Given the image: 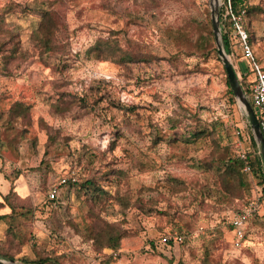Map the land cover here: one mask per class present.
I'll return each mask as SVG.
<instances>
[{
    "label": "rangeland",
    "instance_id": "rangeland-1",
    "mask_svg": "<svg viewBox=\"0 0 264 264\" xmlns=\"http://www.w3.org/2000/svg\"><path fill=\"white\" fill-rule=\"evenodd\" d=\"M222 2L0 0V203L16 192L13 217L0 219L1 259L264 264V225L234 250L227 220L262 187L248 174L231 197L219 181L221 163L242 147L257 169L249 119L211 33ZM251 4L264 67V0ZM51 10L58 30L45 52L36 37ZM100 41L112 46L106 58ZM229 57L254 79L246 59ZM11 212L0 205V215ZM109 228L122 236L118 250L107 248ZM165 234L185 241L165 246Z\"/></svg>",
    "mask_w": 264,
    "mask_h": 264
},
{
    "label": "trees",
    "instance_id": "trees-1",
    "mask_svg": "<svg viewBox=\"0 0 264 264\" xmlns=\"http://www.w3.org/2000/svg\"><path fill=\"white\" fill-rule=\"evenodd\" d=\"M240 1L239 0H233V5L235 10H239L240 9ZM253 4H251L249 6L248 9V14L244 20V24H245V28L247 29V31L250 34V38L251 33L249 30V26H248V18L250 16V14L253 12V10L255 8L252 7ZM58 15H57V11H48L46 12V14L43 17V21L41 22L40 28H39V36L36 37V43L38 45V47H40L43 51L45 52H49L52 51L54 49V39L56 36V32L58 30ZM219 21H220V28H221V32H222V38H223V45L225 47V50L227 52V54L229 56H233L234 58H236L237 60L240 59H244L241 49L238 45V43L235 41V39L232 36V33L230 31V24L228 23V20L225 18V9L224 7H220L219 9ZM211 33L212 36H214L213 34V26H211ZM252 42V40H251ZM98 43H104L105 49L107 48V50H104L103 47H101L99 45V55L100 56H104L106 58V53L109 52V50H111L112 46L110 44L109 41H100ZM253 45V44H252ZM109 49V50H108ZM216 52H218V50L216 49ZM220 60V58H219ZM258 60V59H257ZM249 65H250V70L251 73L254 76V72L252 70L251 64L248 60H246ZM259 62V60H258ZM260 63V62H259ZM225 68V66H224ZM235 68V67H234ZM226 71V69H225ZM236 71V69H235ZM240 83L243 87L244 93L246 95V97L248 98L249 102L251 103L252 107V100H251V95H252V86L254 83V79L248 80L247 79V74H241L238 73L236 71ZM227 74V72H226ZM227 83L230 89V93L232 95H235L233 92V89L230 85L228 76H227ZM254 108V107H253ZM22 108L19 109V112L22 113ZM250 123V121H249ZM251 125V124H250ZM249 125V131H250V135L251 137H249L251 139L252 142V147L254 148V154H255V158L257 161V169L255 171V168L252 164L253 167V172L251 173H247L244 171V168L247 164L246 161L242 160L240 155H238L237 158H231L228 159L224 162L221 163V168L219 170V181H220V186L221 189L229 196L231 197H237L238 194H240L241 192L245 191L247 184H248V174H253L254 178L256 180H258V186L262 187V193L264 194V162H263V158L262 155L260 153V148L257 144V141L254 138V135L252 133V128ZM199 133L201 134L202 132L199 131ZM192 137L194 139H198V135L195 132H191ZM255 172V173H254ZM87 184L93 188H96L97 185H95L92 181H87ZM100 191L103 192V190L100 188ZM15 194L16 192L14 191V188H12L11 192L8 195L3 196L4 197V201L0 203L1 206H7L11 209V214H4V215H0V219L1 220H5V219H11L14 215L15 212V207L14 206H10V204H7V202L9 201V196L11 194ZM262 194V198H264V195ZM53 201V200H52ZM10 203V201H9ZM242 208L236 210V211H240ZM228 217V215H227ZM264 219V215L261 213L259 216H257L252 223V226L250 227V229L253 228V226L255 225V227H260L262 225H264L263 222ZM230 229V228H229ZM107 237V240L111 243V246L107 247V248H111L112 250H118L120 248V241L122 240V236L120 234H118V231H114L112 229H108V233L105 234ZM101 236V233L98 234V237ZM26 263H30V264H44V260H39V261H35V262H26Z\"/></svg>",
    "mask_w": 264,
    "mask_h": 264
},
{
    "label": "built area",
    "instance_id": "built-area-1",
    "mask_svg": "<svg viewBox=\"0 0 264 264\" xmlns=\"http://www.w3.org/2000/svg\"><path fill=\"white\" fill-rule=\"evenodd\" d=\"M240 9L237 11L234 8L233 0H223L221 7L225 9V18L230 24V31L233 38L238 43L243 58L248 60L254 72V83L252 86L251 100L254 110L259 121L261 132L264 136V67L258 62L255 51L251 42L250 34L245 28L244 20L248 14L251 0H239ZM258 111V113H257ZM241 135V132H238ZM239 146H243V141L239 142ZM240 157L247 164L244 171L247 173L253 172L251 164V156L243 147L240 151ZM67 183V179H63L59 186L53 187L49 193L51 200L59 197L60 186ZM264 208V198H256L250 200L240 211H233L228 216V227L233 233L232 248L234 250L241 249L245 246L250 234V227L253 220L259 216ZM185 241V237L180 234H165L161 237V243L165 246L180 245Z\"/></svg>",
    "mask_w": 264,
    "mask_h": 264
},
{
    "label": "water",
    "instance_id": "water-1",
    "mask_svg": "<svg viewBox=\"0 0 264 264\" xmlns=\"http://www.w3.org/2000/svg\"><path fill=\"white\" fill-rule=\"evenodd\" d=\"M212 23H213V31L215 35V40L218 46V54L225 66L227 76H228L230 85L233 89V92L235 94V97L237 98V100L240 102V104L243 106L244 110L246 111L247 117L251 124L254 138L257 141V144L260 148V153L262 155L263 162H264V136H263V133L261 132L256 112L244 93L239 77L222 43L223 38H222V32L220 28L219 11L217 12L213 10ZM0 264H16V263L13 260L9 262V261H6L0 258Z\"/></svg>",
    "mask_w": 264,
    "mask_h": 264
},
{
    "label": "crops",
    "instance_id": "crops-1",
    "mask_svg": "<svg viewBox=\"0 0 264 264\" xmlns=\"http://www.w3.org/2000/svg\"><path fill=\"white\" fill-rule=\"evenodd\" d=\"M261 213L264 215V208H263V210H262ZM229 231H230V229H229ZM230 232H231V231H230ZM252 232H253V229H250V234H252ZM230 234H231V237H232L231 240H233V233L231 232ZM250 238H251V235H249L248 240L245 242V246L248 245V244L250 243ZM245 246H244V247H245Z\"/></svg>",
    "mask_w": 264,
    "mask_h": 264
}]
</instances>
